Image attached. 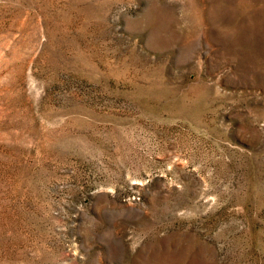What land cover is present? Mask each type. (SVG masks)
I'll return each mask as SVG.
<instances>
[{"label": "rangeland", "instance_id": "obj_1", "mask_svg": "<svg viewBox=\"0 0 264 264\" xmlns=\"http://www.w3.org/2000/svg\"><path fill=\"white\" fill-rule=\"evenodd\" d=\"M0 264H264V0H0Z\"/></svg>", "mask_w": 264, "mask_h": 264}]
</instances>
